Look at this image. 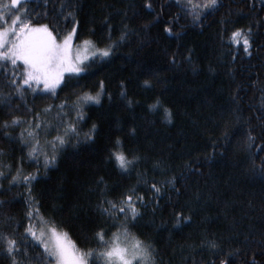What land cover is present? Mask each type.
<instances>
[{
	"label": "trees",
	"instance_id": "trees-1",
	"mask_svg": "<svg viewBox=\"0 0 264 264\" xmlns=\"http://www.w3.org/2000/svg\"><path fill=\"white\" fill-rule=\"evenodd\" d=\"M8 2L108 52L41 91L0 48V264H55L43 225L88 264L122 233L135 264H264V0Z\"/></svg>",
	"mask_w": 264,
	"mask_h": 264
},
{
	"label": "rangeland",
	"instance_id": "rangeland-1",
	"mask_svg": "<svg viewBox=\"0 0 264 264\" xmlns=\"http://www.w3.org/2000/svg\"><path fill=\"white\" fill-rule=\"evenodd\" d=\"M8 1L10 6H15L21 0ZM5 10L7 3L0 8V17ZM17 19L15 17L7 22L6 16L2 18L1 22L5 24L0 26V48L8 45L11 59L23 65V85L39 87L41 91H54L67 74L79 71L82 63L108 52L91 40L76 42L75 28L57 38L46 25L19 29ZM28 233L49 252L55 264H88L86 256L76 249L64 232L43 225L36 234L32 230ZM109 247L106 264H135L147 260L146 247L131 235H114Z\"/></svg>",
	"mask_w": 264,
	"mask_h": 264
}]
</instances>
